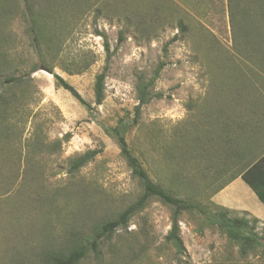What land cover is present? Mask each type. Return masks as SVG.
I'll list each match as a JSON object with an SVG mask.
<instances>
[{
	"label": "rangeland",
	"instance_id": "374dc122",
	"mask_svg": "<svg viewBox=\"0 0 264 264\" xmlns=\"http://www.w3.org/2000/svg\"><path fill=\"white\" fill-rule=\"evenodd\" d=\"M98 33L111 53L100 105L94 85L107 52ZM161 62L154 91L164 98L144 107L129 134L134 154L154 182L264 225V203L242 177L217 191L239 175L235 153L246 152L247 138L256 134L264 146V0H0V264L67 253L137 200L140 183L107 130L133 113L138 77L151 78ZM227 117L240 121L224 124ZM89 150L100 152L71 173ZM250 169L264 188V153ZM170 228L171 208L153 198L103 240L98 258L79 264H260L242 260L213 229L197 233L187 213L178 255L165 240Z\"/></svg>",
	"mask_w": 264,
	"mask_h": 264
},
{
	"label": "trees",
	"instance_id": "16d2710c",
	"mask_svg": "<svg viewBox=\"0 0 264 264\" xmlns=\"http://www.w3.org/2000/svg\"><path fill=\"white\" fill-rule=\"evenodd\" d=\"M35 29L36 26L34 27V31ZM180 30L185 33L187 27L180 24ZM36 34L40 37H48L42 31H38ZM98 36L104 37V46L107 52L106 64L103 71L97 75L94 85L95 103L100 105L105 99V80L109 69L108 62L111 58V53L106 37L100 33H98ZM123 39V33H121L119 42H122ZM178 39L179 37L176 35L171 42L178 41ZM165 65L166 63L161 62L154 70L152 77L149 79L144 75L138 77L135 85L137 105L135 106L133 113L126 114L117 121L115 126L110 127L107 130L109 136L113 137L119 145L120 153L127 162L132 174L138 179L141 186L140 196L134 203L121 211L117 216L105 220L96 226L90 238L76 243L67 253L51 252L46 254L42 264H79L91 254L98 258L103 240L110 239L120 228H126L132 217L144 210L149 201L153 198L158 199L164 205L171 208V228L165 237V240L167 243L171 244L176 254L182 255L185 251L184 242L181 236L180 220L182 215L187 213L197 222L196 232L200 235L204 234L206 229H213L220 235L226 237L229 243L237 248V254L242 260L248 261L250 258L259 259L257 262L264 264V225L259 226V219L255 217L249 218L247 216L232 217L229 215L228 211L223 208L213 211L209 205L202 204L195 198L189 196L182 197L179 193L173 191L172 188L166 187L162 183L154 182L149 176L147 169L144 167L142 160L134 154L128 143L129 134L141 125L144 107L149 105L153 100H161L164 98V93L155 92L154 88ZM14 81L20 80L16 79ZM55 81L59 88L68 91L82 105L90 107L76 89L67 83L62 77L55 75ZM236 105H240V103H236L230 107L235 108ZM214 119H216L217 122H223L221 113H215ZM229 119H231L232 124L236 125L239 123L238 121H240V118L227 117L224 119V124ZM223 133V142L230 147L232 145V140L229 133L227 130ZM261 139L262 138L256 134L251 138H247L249 147L246 152L236 151L235 153L236 162L242 166L239 175H233L230 177L227 182H224L217 187V191L221 190L237 177H242L247 185H249L257 194L259 200L264 203V188H260L258 184L254 183L249 175L250 167L253 166L257 159H259L264 153L263 152L260 155L258 154V152L261 151V148L264 147H261ZM151 141L155 144L154 137L149 141L150 145ZM99 152L100 151L98 150H89L73 159L70 163V172H78L81 168L94 160ZM166 157L168 158V154ZM177 164H180L179 159L177 160ZM220 176H222V174Z\"/></svg>",
	"mask_w": 264,
	"mask_h": 264
},
{
	"label": "crops",
	"instance_id": "0c3cea01",
	"mask_svg": "<svg viewBox=\"0 0 264 264\" xmlns=\"http://www.w3.org/2000/svg\"><path fill=\"white\" fill-rule=\"evenodd\" d=\"M195 1H197V2H198L199 0H195ZM84 4H88V3H84ZM249 188H250V187H249ZM250 189H251V188H250ZM251 190H252V189H251Z\"/></svg>",
	"mask_w": 264,
	"mask_h": 264
}]
</instances>
